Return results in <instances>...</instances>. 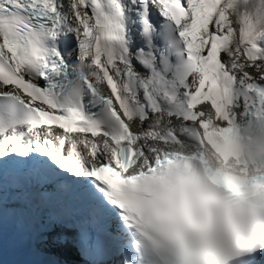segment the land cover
I'll return each mask as SVG.
<instances>
[{
	"label": "snow or ice",
	"instance_id": "obj_1",
	"mask_svg": "<svg viewBox=\"0 0 264 264\" xmlns=\"http://www.w3.org/2000/svg\"><path fill=\"white\" fill-rule=\"evenodd\" d=\"M49 242L264 264V0H0V262Z\"/></svg>",
	"mask_w": 264,
	"mask_h": 264
}]
</instances>
